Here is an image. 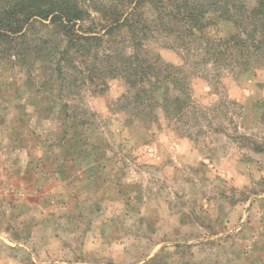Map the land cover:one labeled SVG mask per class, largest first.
Listing matches in <instances>:
<instances>
[{
	"label": "rangeland",
	"instance_id": "rangeland-1",
	"mask_svg": "<svg viewBox=\"0 0 264 264\" xmlns=\"http://www.w3.org/2000/svg\"><path fill=\"white\" fill-rule=\"evenodd\" d=\"M29 31L46 44L0 46V264H264V54L212 78L200 40L161 30L136 50L158 79L130 87L109 73L119 56L69 54L59 73L43 56L63 40Z\"/></svg>",
	"mask_w": 264,
	"mask_h": 264
},
{
	"label": "trees",
	"instance_id": "trees-1",
	"mask_svg": "<svg viewBox=\"0 0 264 264\" xmlns=\"http://www.w3.org/2000/svg\"><path fill=\"white\" fill-rule=\"evenodd\" d=\"M42 21L52 26L64 42L62 48L57 46L49 52L54 53L53 56H43L57 59L59 73L62 61L74 65L72 59L67 58L71 57L69 54L89 57L92 62L99 61L100 65L104 63L103 59L111 61L119 56L121 59L117 62L120 65L112 67L109 73L114 71V75L123 76L130 87L139 75L158 79L161 71L156 69V72L154 62L142 60L140 64L136 50H142L145 56L144 42L153 33H163L161 30L174 38L180 39L182 34L187 41L189 38L200 40L198 43L203 52L199 58H205L204 62H207L206 58L209 60L208 64L216 71L210 73L212 78L221 75L220 71L230 72L235 66L242 69L251 66L254 59L264 54V0H255L252 6L241 0H0V46L14 55L26 47L35 51L47 40L41 36L31 39L29 35L34 33L29 29L34 22ZM229 22L234 27L229 34L211 36L207 32L219 23ZM119 33H124L129 41L121 51L110 47ZM177 73L180 72L174 67L162 74V79L167 87L171 85L175 90L171 102L178 104L181 99H186L179 108H187L189 96L180 88ZM141 94L134 91L133 97L139 98ZM169 98L166 93L161 100L167 114ZM158 102L153 98L154 104Z\"/></svg>",
	"mask_w": 264,
	"mask_h": 264
}]
</instances>
